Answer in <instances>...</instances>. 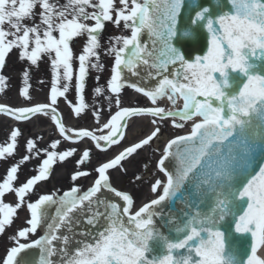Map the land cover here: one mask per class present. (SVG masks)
I'll return each instance as SVG.
<instances>
[{
  "label": "snow or ice",
  "instance_id": "snow-or-ice-1",
  "mask_svg": "<svg viewBox=\"0 0 264 264\" xmlns=\"http://www.w3.org/2000/svg\"><path fill=\"white\" fill-rule=\"evenodd\" d=\"M106 23L117 28L122 24L130 34L107 41L104 54L112 57V64L105 87L99 73L105 68L100 49ZM201 30L207 33V49L187 58L177 41L195 42ZM78 38L84 40L77 54L72 42ZM14 50L28 62L19 89L25 99H31V68L47 57L49 102L21 107L0 103V113L16 121L47 116L63 141L88 138L100 151L121 144L129 118L150 116L154 130L94 167L96 177L86 189L76 183L91 175L79 170L90 162L91 150L84 148L75 161L78 170L70 176L72 186L62 194L41 193L34 200L27 197L35 186L78 149L60 150L61 139L40 148L28 138L25 154L0 179V234L13 224L18 210L26 207L29 214L26 226L10 238L14 246L0 264H32L20 256L33 248L39 250L35 264H264L257 256L264 247V73L257 71V62L264 61V0H0V93L8 86L2 70ZM92 71L98 73L93 96L107 101L110 116L94 130L68 128L57 107L61 98L76 117L91 109L100 124L104 107L98 101L89 104L85 95ZM125 87L151 106H121ZM70 91L73 99L68 98ZM162 98L172 107L158 106ZM178 100L183 101L181 108L175 107ZM165 120L174 129L193 122L187 133L167 139L156 162L163 179L149 182L155 198L133 212V196L114 187L109 172L126 171L122 162L159 138ZM21 135L20 128H12L0 143V159L15 155ZM33 159L40 161L31 169L36 174L17 186L21 166ZM135 180L142 177L136 175ZM7 194L14 195V204L5 202ZM230 216L235 218V233L251 237L244 260L235 249L229 250L220 227ZM157 219L175 238L161 231ZM41 226L42 235L21 242ZM154 245L163 251L155 254Z\"/></svg>",
  "mask_w": 264,
  "mask_h": 264
},
{
  "label": "rangeland",
  "instance_id": "rangeland-1",
  "mask_svg": "<svg viewBox=\"0 0 264 264\" xmlns=\"http://www.w3.org/2000/svg\"><path fill=\"white\" fill-rule=\"evenodd\" d=\"M63 2V0H61ZM39 9L37 8V12ZM33 21H25V23L31 24ZM7 27V25H5ZM130 32L123 29V25L119 28L115 27L112 23H106V27L102 32L101 43L102 48L100 49L101 60L105 65L104 71L99 73L101 79L100 84L105 85L106 80L110 76V67L112 64V57L106 56L104 54V49L108 46L107 41L110 37L116 35H128ZM84 38L75 39L72 42V47L75 53H79ZM28 66L27 61H21L18 58V52L14 50L7 58H6V66L2 70V74L9 77L8 86L6 91L0 93V103L9 105L11 107H21V106H31L36 103H48V91L50 87V69L48 65V59L45 57L39 64V67H32L30 73V97L31 99H25L19 95V89L23 86L22 84V72L25 67ZM76 65L74 64V67ZM98 73L95 71L90 72L87 78V87L85 91L86 100L89 104H95L97 101L100 105L104 107V111L101 113L100 122L104 117L107 119L110 116L109 111L107 110V101L101 97H94L92 93V89L96 86L95 76ZM44 80V84H40L39 81ZM74 85V82H73ZM107 94V93H106ZM69 99L74 98V91H70L68 94ZM115 97L113 96V102ZM122 105L121 106H144L147 105L148 99L143 97L141 94L136 93L134 90L125 87L122 90ZM151 103V102H150ZM158 106H164L165 108H169L171 106L170 102L167 101V98H162L158 101ZM58 111L63 117V123L68 128H74L76 126H86L89 130L97 129V123L92 115L91 109L86 110L85 113L81 114L79 117H76L75 114L71 111L70 106L66 103V101L61 98L58 100ZM177 108L181 107V102L178 100ZM116 107L113 103V107L111 112L114 113L116 111ZM106 119V120H107ZM153 119L150 116H139L132 117L129 119V126L126 129L125 139L121 142L120 145L113 147L112 149H108L107 151H93L91 153V159L88 165V171L91 172V175L87 177L84 181L83 178H80L76 183L79 184L82 189L89 187L92 184V176H95L96 173L93 171L94 167L98 166V163L101 160H106L107 157H112L115 152H119V150L125 145H129L132 142L138 141L140 138H143L150 131L154 130V126L151 125L150 121ZM199 119V118H196ZM180 122V121H178ZM189 121L186 123L183 129H174L171 126L170 120L163 121L162 131L159 135V138L155 139L150 145L145 146L143 149L139 150L133 157L122 162L124 169L126 171H121L120 168L110 170L109 175L111 182L114 187L118 190H123L129 192L130 195L134 198V206L132 211L141 205L144 200L150 199L152 196L149 192V182L153 181L155 178L159 177L163 179L162 174L156 171V161L159 154L162 153V149L166 142V139H169L170 136L177 135L179 132L188 131L191 125ZM54 122L51 121L50 118L45 116H36L28 121H24L21 123H11V120L4 119V117L0 116V143L4 142L7 137L10 135V131L14 127H18L22 130V135L19 137V147L17 148L15 155L6 159H0V179L6 174V170L13 163L17 162L20 157L25 154L24 145L28 138H32L36 140L38 147L44 148L50 144V142L54 139H58L54 137ZM39 137V139H37ZM84 148L85 145H82ZM67 147H75L72 145H68L65 143H61L59 146L60 150H63ZM80 147L76 146L75 148ZM81 150V149H80ZM98 157V158H97ZM79 158L77 153L68 158L65 162H58L54 165L53 170L51 171L49 180L46 182H39L35 186V191L31 194L27 199L34 200L41 193L46 191L52 192L54 190L60 191L69 187L73 182L70 179L71 174L78 170L75 165V161ZM43 159V156H41ZM39 160L33 159L29 162L25 163L21 166L19 171V179L16 181L17 186L24 182L26 178L31 175L36 174L33 169L35 165L39 164ZM147 165V168L144 166ZM83 168V166L81 167ZM139 175L142 177L141 181H136L135 176ZM6 202L15 203V197L13 194H7L4 197ZM28 212L26 207L18 210V216L14 219V222L11 226L7 227L3 234H0V258H2L8 247L14 246V242L10 239L15 235L18 229L26 226L25 220L28 217ZM41 234V231H38L35 234H32L29 239H33L34 236H38ZM21 242H27V240H21ZM261 256L264 257V247H261Z\"/></svg>",
  "mask_w": 264,
  "mask_h": 264
},
{
  "label": "water",
  "instance_id": "water-1",
  "mask_svg": "<svg viewBox=\"0 0 264 264\" xmlns=\"http://www.w3.org/2000/svg\"><path fill=\"white\" fill-rule=\"evenodd\" d=\"M203 2L205 4H208L209 0H203ZM187 18V13L184 14V16L181 18L182 21L185 20ZM142 39H147V36L145 35L144 37H142ZM178 44H181V47H182V50L186 53V57L187 58H194L196 55H203L204 52L206 51L207 49V33H206V30H201L199 33H198V36H197V39L195 40V42H184V43H181L180 41H177ZM260 64V67L257 69V71L261 72V73H264V61H260V62H257ZM129 75V78L135 82L136 78L135 77H131L130 74ZM150 83H155V81H150ZM183 102V101H182ZM192 123V122H191ZM191 126V125H190ZM190 128V127H189ZM187 132V131H186ZM178 134H183L182 132H179ZM172 136H170L171 138ZM167 140V139H166ZM125 146H128L125 145ZM124 146V147H125ZM123 149V147L119 150L121 151ZM115 154H118V152H115L112 157L115 155ZM162 153L159 154V156L161 155ZM158 156V158H159ZM112 157H107V159H110ZM158 158L155 159V161L157 162ZM106 159V160H107ZM106 160H101V162H106ZM96 176V175H95ZM95 176H92V181H93V178ZM87 188V187H86ZM85 188V189H86ZM104 195L108 196L109 198H112V199H116L117 202H120L118 198H115L112 196V194L110 193H103ZM155 196H152L151 198H154ZM144 202H147V200H144L142 202V204ZM141 204V205H142ZM141 205H138L137 208H139ZM165 208V210L167 209L168 205L165 204L163 206ZM242 207V205H241ZM135 208V210L137 209ZM175 208L177 209V212H176V215L178 216L179 215V209L181 208V204L180 203H177L175 205ZM134 210V211H135ZM234 217H228L221 225L220 227L222 228V230L225 231L226 233V242H227V246L229 248V250H233L235 249L238 253V255L240 256V258L242 260L246 259L247 255L250 253V244H251V237H250V234H238V233H235L234 231ZM156 224L157 226H159L161 228V231L165 234H168L170 236H172V238H175L174 234H171L169 233V228L164 226L163 225V222L160 220V219H157L156 220ZM45 231V230H44ZM43 231V233H44ZM39 236V235H38ZM38 236H34L33 239H27V242H22V243H28L30 242V240H34L35 238H37ZM9 248V247H8ZM7 248V249H8ZM163 251V249L161 247H159L158 245H154V252L155 254H160L161 252ZM182 252L184 250H181ZM29 252H34V255H35V259H32V264H35V262L38 261V257H39V250L36 249V248H33V249H29ZM6 255V252L4 254V256ZM3 256V257H4ZM27 259L30 260V256H27Z\"/></svg>",
  "mask_w": 264,
  "mask_h": 264
},
{
  "label": "bare ground",
  "instance_id": "bare-ground-1",
  "mask_svg": "<svg viewBox=\"0 0 264 264\" xmlns=\"http://www.w3.org/2000/svg\"><path fill=\"white\" fill-rule=\"evenodd\" d=\"M180 102H181V107H182V104H183L182 100H180ZM170 107H172V106H170ZM175 107H176V106H175ZM181 107H180V108H181ZM176 108H177V107H176ZM128 123H129V122H128ZM104 134H106V133H104ZM39 229H41L42 231L45 230L44 226H41ZM260 249H261V248H259V249L257 250V256H258L259 258H261V259H264V257L261 256V251H260ZM27 256H30V260H29L30 262H32V259H35L34 252H29V250H27V251H25L24 253L21 254V256H20V260L23 261L25 258H27Z\"/></svg>",
  "mask_w": 264,
  "mask_h": 264
},
{
  "label": "flooded vegetation",
  "instance_id": "flooded-vegetation-1",
  "mask_svg": "<svg viewBox=\"0 0 264 264\" xmlns=\"http://www.w3.org/2000/svg\"><path fill=\"white\" fill-rule=\"evenodd\" d=\"M106 117H104L103 119H105ZM79 126H76V127H74V128H78ZM6 202V201H5Z\"/></svg>",
  "mask_w": 264,
  "mask_h": 264
}]
</instances>
